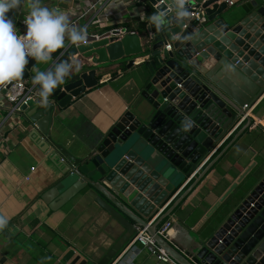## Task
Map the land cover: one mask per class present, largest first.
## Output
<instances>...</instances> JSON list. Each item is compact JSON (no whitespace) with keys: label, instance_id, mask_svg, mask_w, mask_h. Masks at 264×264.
Listing matches in <instances>:
<instances>
[{"label":"water","instance_id":"obj_1","mask_svg":"<svg viewBox=\"0 0 264 264\" xmlns=\"http://www.w3.org/2000/svg\"><path fill=\"white\" fill-rule=\"evenodd\" d=\"M160 1L150 0L153 6ZM170 2L162 0L156 11L168 10ZM185 6L187 19L178 24L174 11H168L169 23L145 42L132 32L120 39L110 32L87 33V41L68 54L89 63L53 90L47 107L37 96L9 109L28 136H39L46 150L51 148L55 165L61 158V176L49 193L63 189L61 200L68 201L89 186L88 195L121 225L97 264H112L142 227L177 264H194L156 234L163 217L148 223L264 92V0H239L232 9L221 0H185ZM8 15L15 23L13 13ZM198 19L205 21L197 25ZM122 59L128 66L137 59L143 67L137 76L139 96L96 147L75 157L56 141V108L97 86L96 69ZM36 64L29 59L24 75L14 81L26 80ZM245 120L251 123L250 117ZM221 202L209 234L198 240L201 264H264V160Z\"/></svg>","mask_w":264,"mask_h":264},{"label":"crops","instance_id":"obj_2","mask_svg":"<svg viewBox=\"0 0 264 264\" xmlns=\"http://www.w3.org/2000/svg\"><path fill=\"white\" fill-rule=\"evenodd\" d=\"M233 1L231 9L239 0ZM42 4L64 11L71 23L86 26L89 34L129 27L145 42L153 32L147 17L156 8L150 0H45ZM27 12L25 3L12 13L14 18L23 14L24 19ZM23 19L20 25L15 19L21 33ZM72 46L66 39L58 55L55 52L50 61L37 62L30 69L23 81L34 88V98L40 86L33 85L32 78L38 71H47L60 57L75 59L80 65L89 63L79 54L70 56ZM137 59L131 66L122 59L106 70L96 69L97 86L56 108L52 130L67 152L82 157L96 147L101 134L138 98L142 84L137 76L143 67ZM13 106L0 92V214L9 218L0 231V264H97L122 232L121 225L88 195L89 186L68 201L61 200L63 189L49 193L61 176V158L55 165L51 148L46 150L39 136L33 138L23 131L21 119L9 111ZM247 113L251 123L244 120L235 128L238 120L153 216L160 212L159 218L163 217L157 228L171 223L168 243L194 264H201L196 255L198 240L209 234L223 207L222 198L244 173L254 171L264 160V92ZM134 247L127 246L112 264H170Z\"/></svg>","mask_w":264,"mask_h":264},{"label":"clouds","instance_id":"obj_3","mask_svg":"<svg viewBox=\"0 0 264 264\" xmlns=\"http://www.w3.org/2000/svg\"><path fill=\"white\" fill-rule=\"evenodd\" d=\"M26 3L27 15L23 19L25 30L21 33L8 15ZM168 11H174L175 22L180 24L190 16L185 0H171L168 10L160 9L147 17L149 26L157 31L168 23ZM87 27L71 23L69 16L59 8H49L41 0H0V85L18 80L24 75L29 59L47 63L52 54L65 47L66 39L73 46L87 41ZM81 65L75 59L54 63L47 71H38L32 78L39 85V103L47 107L53 90L62 84L65 77ZM9 223V218L0 214V231ZM131 264V261H129Z\"/></svg>","mask_w":264,"mask_h":264},{"label":"built area","instance_id":"obj_4","mask_svg":"<svg viewBox=\"0 0 264 264\" xmlns=\"http://www.w3.org/2000/svg\"><path fill=\"white\" fill-rule=\"evenodd\" d=\"M205 1V0H203ZM224 1L227 6L234 5L233 0H221ZM162 3V0L158 2L156 5ZM155 5V6H156ZM154 6V7H155ZM193 16V14H191ZM196 19L197 14H195ZM199 20V19H198ZM197 22V20H196ZM195 22V23H196ZM115 31V34H113ZM111 35H115L116 39H120L121 36H123L125 33H127L126 29H115L109 31ZM70 46V45H69ZM67 47V49L69 48ZM168 49H170V46H167ZM66 50V49H65ZM64 50V51H65ZM2 90H5V98L8 102H10L13 105L19 106L22 103H26L27 100L30 98H34L33 96V87H27L24 81H9L5 84L0 85V92ZM247 117H249V114L246 112L238 121L235 128H237ZM160 212L153 218V220L148 223V225H151L158 217ZM170 230H171V223L165 222L160 227L157 228L156 234L162 238L163 240H167L170 237ZM134 244L139 246L140 248L147 251L149 255L154 257L157 261L163 262V263H170V264H177L168 254L167 252L156 243V240L153 236L149 234L147 231V227L137 228L136 234L131 240V242L128 244L129 248H135Z\"/></svg>","mask_w":264,"mask_h":264},{"label":"trees","instance_id":"obj_5","mask_svg":"<svg viewBox=\"0 0 264 264\" xmlns=\"http://www.w3.org/2000/svg\"><path fill=\"white\" fill-rule=\"evenodd\" d=\"M43 1H45V0H41V2H43ZM21 9V7L19 8V9H17V10H15V11H18V10H20ZM16 14V13H15ZM15 19H16V25H20V20L21 19H23V14H19V15H15ZM23 26H25V25H23ZM140 28L142 29H144L145 28V23H141V26H140ZM150 28H151V30L153 31V32H155V31H157L156 30V28L154 27V26H150ZM110 29H112V28H110ZM127 31H131L130 30V28L129 27H127ZM109 30V29H108ZM57 55H58V52H57ZM63 60H67L65 57H60L59 58V60H58V62H60V61H63Z\"/></svg>","mask_w":264,"mask_h":264}]
</instances>
